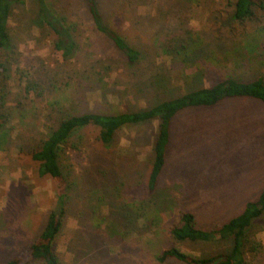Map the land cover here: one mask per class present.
Listing matches in <instances>:
<instances>
[{"label": "rangeland", "instance_id": "1", "mask_svg": "<svg viewBox=\"0 0 264 264\" xmlns=\"http://www.w3.org/2000/svg\"><path fill=\"white\" fill-rule=\"evenodd\" d=\"M32 1L14 3V50L1 55L9 57V70L0 91L6 121L0 131V264L27 249L57 208V185L31 158L57 120L141 109L226 74L264 76L257 49L237 48L245 30L229 26L231 0H95L102 22L141 51L132 65L95 28L85 0H48L80 48L63 61L50 33L31 24ZM258 15L264 18V10ZM181 40L195 47L172 58ZM207 57L216 64L200 66ZM156 128V120L123 127L109 145L94 127L71 137L74 147L60 155L67 181L54 247L60 264H186L159 262L156 255L170 246L195 257L228 250V242L218 240L177 241L169 230L182 212H191L201 229L220 226L264 190V103L233 98L178 113L165 165L149 190ZM248 245L247 264H264V213L253 222Z\"/></svg>", "mask_w": 264, "mask_h": 264}, {"label": "trees", "instance_id": "2", "mask_svg": "<svg viewBox=\"0 0 264 264\" xmlns=\"http://www.w3.org/2000/svg\"><path fill=\"white\" fill-rule=\"evenodd\" d=\"M18 2L21 0H0V91L6 89V85L1 84V79L6 76L5 74L9 70V66L5 64L9 62V57L6 56L3 60L1 55L12 53L14 50L9 19L14 3ZM32 2L34 9L31 24L42 31L49 32L54 51L59 54L63 61H71L80 50L72 36L71 25L65 17H61L56 9L52 8L48 0H33ZM85 3L95 28L109 37L114 47L122 53L129 64L139 62L141 51L128 44L122 35L102 22L95 0H85ZM230 4L231 12L228 15V22L231 23L229 26L235 28L233 27L234 23H239L243 26L241 30H245L243 39L237 44V48L249 46L250 49H257L255 57L264 58V18L258 15V10H264V0H231ZM194 42L192 40L188 43H184L183 40L179 41V46L172 50L174 54L170 56L172 58L175 55L186 56V53L191 52L192 47H195ZM171 44L168 41L166 45L171 47ZM205 59V61H199L200 66L205 65V63L216 64L212 58L207 57ZM32 84H36L35 87L38 86L37 83ZM152 84L154 85V83ZM4 96L3 94L0 98L3 99ZM233 98H251L264 103V76L259 75L250 80H240L226 74L210 85L195 86L175 96L159 99L154 104L141 109L109 113L89 111L81 114H69L57 120L39 146L31 151V158L38 162L39 174L48 175L57 185V208L49 212L43 230L37 239L27 249L9 259L5 264H30L37 261H40L41 264H60L54 247L63 224V201L67 189L60 155L65 148L74 147L71 137L77 131L94 127L98 130V140L104 145H109L119 129L156 120L157 128L152 145L151 166L147 181L148 189L153 190L165 165L171 120L185 109L210 107ZM3 117L4 114L0 113V131L6 122L2 120ZM263 213L264 190L255 200L247 201L239 214L209 230L197 227L195 217L191 212H182L179 215L178 223L169 230L173 239L204 242L218 240L228 242V250L209 256L195 257L182 252L177 247L170 246L162 249L156 255V259L159 262H164L168 258H174L186 264H247L246 252L247 246H250L248 245L249 230L253 222Z\"/></svg>", "mask_w": 264, "mask_h": 264}]
</instances>
